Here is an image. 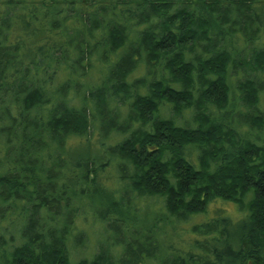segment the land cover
Returning a JSON list of instances; mask_svg holds the SVG:
<instances>
[{
	"label": "trees",
	"instance_id": "obj_1",
	"mask_svg": "<svg viewBox=\"0 0 264 264\" xmlns=\"http://www.w3.org/2000/svg\"><path fill=\"white\" fill-rule=\"evenodd\" d=\"M262 33L264 0H0V264H264ZM82 206L105 234L72 260Z\"/></svg>",
	"mask_w": 264,
	"mask_h": 264
},
{
	"label": "rangeland",
	"instance_id": "obj_2",
	"mask_svg": "<svg viewBox=\"0 0 264 264\" xmlns=\"http://www.w3.org/2000/svg\"><path fill=\"white\" fill-rule=\"evenodd\" d=\"M226 34H227V31L225 32L224 35H226ZM212 36H214V35H212ZM232 38H233V40L230 41V37H228V34H227V38L221 39V42L218 43V46L222 47L223 45L224 46L226 45V47L228 49H231L232 52L235 50L237 51L241 47V42L236 37H232ZM262 40H263L262 43H264L263 33L260 34L259 40H257V41L260 42ZM202 43L203 42H201V45H202ZM254 47L256 48L257 45L249 47V49L251 50ZM199 48H201V47H199ZM121 51L122 50H118L117 53H120ZM158 69L160 70V72L167 75L163 71L164 69H163L162 65L158 64ZM138 73L140 74V71H138ZM144 73H145V71L142 72L141 75H143ZM134 74H135V72L130 74L129 77H127V80L129 82H131V80L134 76L138 75V74H135V75ZM228 78H229V83L231 85L230 94L234 100V97L238 98L239 94L235 95V93H234L235 87H236L234 81L236 80V77H235V71L232 68H229ZM131 89L134 90V87H132ZM262 96H264V92H261V97H260L261 100H260V104L258 105V107H262V109H263V104H264L263 98L264 97H262ZM115 100H116V98H115ZM125 101H126V99H125ZM236 101H237L238 108H236L237 114L235 115V117H236L235 119L238 120V118L242 115V114H240V112H238V109H239V111L243 112V111H245V108H244L243 103H241V101H239L237 99H236ZM116 104H117V109L119 112V119L118 120L121 121L120 117H123V118L125 117V114L128 110V107L126 106V104H123V102L118 100V99H117ZM164 113H166V111H164ZM263 114H264V112H263ZM187 115L188 114L185 113L186 117H187ZM92 119H93V117L91 118V120ZM247 127H248V125L245 127L246 129L239 127L240 130H243L242 131L243 132L242 137H247L246 139H248V140H253V141H256L258 144L261 143L264 145V132L258 133L257 130H254V132L251 135L250 133L249 134L247 133V131H246L248 129ZM129 128H134V126L131 125ZM96 129L97 128H92V127L89 128L88 136L90 139L93 138V135L95 134ZM95 137H96V135H95ZM120 137L121 138L124 137V134H121ZM98 169H99L98 170V172H99L98 177L101 180V182L104 183V184H102L104 191L107 193H113V195L116 196L117 189L119 188V185L117 183L116 174L114 172V169L112 167H109V166L99 167ZM64 170H65V168H64ZM127 195L128 194H126V196ZM83 198L84 197H82V199L78 202L79 204H82ZM140 198H141L140 200H137L138 207L140 209H142L143 207H147L148 209H151V210L156 212L155 215L160 219L159 223L162 225L163 233L165 234L167 239H169L167 234L173 233V230L171 228L173 224H169V222L166 223V221L164 222V220L170 219L169 215L166 213L165 208H164V199L161 197H147V196L145 198H142V197H140ZM135 199H138V197H135ZM215 206H222L226 210V212L228 214H231L234 218L239 217L241 214L238 211H236V206L233 203H231V202L220 203L218 201L212 202L209 205L208 210L210 213H211L212 209H214ZM138 211H140V210L138 209ZM190 216L192 217V219H191L192 221H199V220L204 218V217H202V216H204V213L193 214ZM172 220H175V219H172ZM74 224L76 227V231H75L76 233H74V234L79 236L80 232L83 231L85 233L86 242H85L84 246L82 245L79 247H77V246L72 247V245H69V249H68L69 250V256L72 260H74V259L76 260V259L83 258V257L89 258L99 248V245L97 243V239L100 238V236H102L104 233L103 230L101 229V224L93 219L92 213L87 206L81 207L80 214L75 219ZM174 224L178 225V221H175ZM180 226H181V232H182L183 231L182 227L183 226L188 227V224H183V225L180 224V225L176 226L175 228L177 231L180 229ZM171 239L175 242L174 238H171ZM180 245H181L180 243L177 244V246H180Z\"/></svg>",
	"mask_w": 264,
	"mask_h": 264
}]
</instances>
